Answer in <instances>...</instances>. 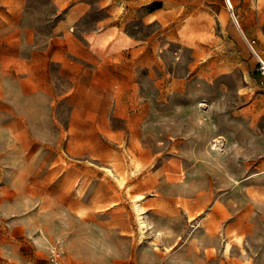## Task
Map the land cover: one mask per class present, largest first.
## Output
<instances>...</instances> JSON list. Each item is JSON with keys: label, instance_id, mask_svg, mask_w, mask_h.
<instances>
[{"label": "rangeland", "instance_id": "1", "mask_svg": "<svg viewBox=\"0 0 264 264\" xmlns=\"http://www.w3.org/2000/svg\"><path fill=\"white\" fill-rule=\"evenodd\" d=\"M259 57L264 0H0V264H264Z\"/></svg>", "mask_w": 264, "mask_h": 264}, {"label": "built area", "instance_id": "2", "mask_svg": "<svg viewBox=\"0 0 264 264\" xmlns=\"http://www.w3.org/2000/svg\"><path fill=\"white\" fill-rule=\"evenodd\" d=\"M252 46V45H251ZM258 70L262 76V79H261V84L264 86V60L262 58L259 57L258 59ZM50 264H63L60 256H59V253L58 251H55L52 255V258H51V263Z\"/></svg>", "mask_w": 264, "mask_h": 264}, {"label": "bare ground", "instance_id": "3", "mask_svg": "<svg viewBox=\"0 0 264 264\" xmlns=\"http://www.w3.org/2000/svg\"><path fill=\"white\" fill-rule=\"evenodd\" d=\"M135 161V160H134ZM133 161V162H134ZM132 162V163H133ZM132 165V164H131ZM135 166H136V164H134ZM123 173V172H122ZM121 173V174H122ZM120 178V179H119ZM118 178V181H122V182H126L127 181V175L124 173L123 175H121L120 177ZM133 201H134V205H135V207H136V210H137V213L140 215V214H142L141 213V210H143L144 209V206L143 205H141V204H139V199L138 198H136V197H134V199H133ZM146 225H148L147 224V222H146ZM237 239L239 240V241H241V239L240 238H238L237 237ZM231 246H232V241H229L228 243H227V245H226V250L227 251H229L230 250V248H231Z\"/></svg>", "mask_w": 264, "mask_h": 264}]
</instances>
